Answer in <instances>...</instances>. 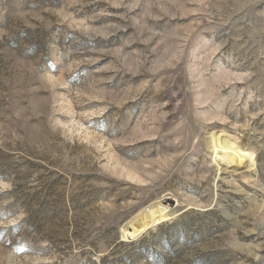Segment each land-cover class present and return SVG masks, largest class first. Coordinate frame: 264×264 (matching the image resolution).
I'll list each match as a JSON object with an SVG mask.
<instances>
[{"label":"rangeland","instance_id":"374dc122","mask_svg":"<svg viewBox=\"0 0 264 264\" xmlns=\"http://www.w3.org/2000/svg\"><path fill=\"white\" fill-rule=\"evenodd\" d=\"M0 264H264V0H0Z\"/></svg>","mask_w":264,"mask_h":264},{"label":"bare ground","instance_id":"6f19581e","mask_svg":"<svg viewBox=\"0 0 264 264\" xmlns=\"http://www.w3.org/2000/svg\"><path fill=\"white\" fill-rule=\"evenodd\" d=\"M225 147H228V145H226ZM232 148H230V149H232ZM240 155H242L241 158H239ZM230 156L232 157V158L231 157L230 158L233 161L237 162V163H235L236 165H238V166H241L242 164H245V165L247 164L248 165V162H246L245 158H247L249 155L247 156L244 153V151H240V149L233 148L231 150ZM166 213H167V209L162 206L161 202L156 203L155 205L152 206V208L148 212L145 213V216H146L145 219H144L145 222L141 220L142 217L138 216L134 220L130 221L129 224H126L125 227H123L122 230H121L122 237L124 239H128L129 236L130 237H135L136 234L138 233L137 227L141 223L143 224L142 225V230H145L146 227H148L149 225H156V224H159V223H161L163 221H166L167 220ZM144 225H146V226H144Z\"/></svg>","mask_w":264,"mask_h":264}]
</instances>
